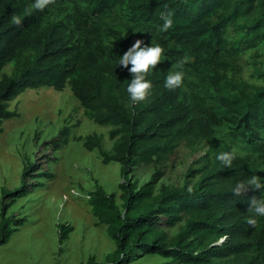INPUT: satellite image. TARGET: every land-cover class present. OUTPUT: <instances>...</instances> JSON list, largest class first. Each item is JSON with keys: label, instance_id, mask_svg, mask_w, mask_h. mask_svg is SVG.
I'll list each match as a JSON object with an SVG mask.
<instances>
[{"label": "trees", "instance_id": "1", "mask_svg": "<svg viewBox=\"0 0 264 264\" xmlns=\"http://www.w3.org/2000/svg\"><path fill=\"white\" fill-rule=\"evenodd\" d=\"M169 13L172 26L161 30ZM134 39L163 51L146 76L151 94L129 104L131 64L118 60ZM176 70L183 82L169 90L164 79ZM42 88L69 89L86 118L109 128L111 151L102 135L78 140L97 149L105 164L121 166V204L101 185L90 194L92 213L115 250L104 263L91 256L86 264H128L145 255L165 259L162 264H264V217L248 223L250 199L264 189L231 192L252 175L264 182V0H53L43 10L33 9L32 0H0V134L5 121L19 116L10 103ZM70 133L62 127L54 146ZM181 146L201 155L182 186L156 191ZM222 151L234 153L232 167L215 159ZM34 164L23 169L16 190L3 189L0 246L16 232L14 224L24 223L9 210L30 194ZM145 164L154 172L141 185L131 174ZM59 229L62 244L73 229Z\"/></svg>", "mask_w": 264, "mask_h": 264}, {"label": "rangeland", "instance_id": "2", "mask_svg": "<svg viewBox=\"0 0 264 264\" xmlns=\"http://www.w3.org/2000/svg\"><path fill=\"white\" fill-rule=\"evenodd\" d=\"M12 69L10 65L6 72L11 73ZM252 70L245 71L249 80L253 79ZM10 109L17 110L19 116L5 121L0 134V212L3 189L14 191L21 185L23 169L29 162L38 166L28 179L30 194L18 199L9 210L16 219L25 220L23 224L13 225L16 232L7 244L0 246V264H86L91 256L104 263L114 252L115 244L106 227L94 217L90 194L101 185L121 204V166L115 162L105 164L97 149L86 150L83 140L78 138L102 135L103 148L111 151L114 143L109 139V128L86 118L69 89L29 90L12 101ZM64 126L71 133L68 141L61 142L57 149L53 143L61 140L58 133ZM63 135L66 140L67 134ZM200 155L181 146L166 163L164 176L155 185L156 191L162 184L182 186L186 170ZM153 172L152 165H139L131 178L138 179L142 185ZM60 224L73 229L62 244ZM175 233L176 229L172 228L170 235ZM164 262L159 256L145 255L133 257L128 264Z\"/></svg>", "mask_w": 264, "mask_h": 264}, {"label": "clouds", "instance_id": "3", "mask_svg": "<svg viewBox=\"0 0 264 264\" xmlns=\"http://www.w3.org/2000/svg\"><path fill=\"white\" fill-rule=\"evenodd\" d=\"M53 0H32L33 9L43 10L49 6ZM16 22L20 23L19 17ZM172 26L171 14L163 16V23L160 25L161 30H168ZM143 45V46H142ZM162 47L160 44H144V41L137 39L123 55L119 56L118 65H123L132 73L130 82L127 84L126 92L128 95L129 104H135L145 100L151 93L152 82L146 78L151 69L155 68L157 63L161 61ZM177 64L183 65V60H177ZM183 71L176 70L169 73L164 79V87L169 90H174L181 86L183 82ZM215 159L219 161L224 168L232 167L235 159L234 153L230 151H222L216 154ZM256 189H264V182L257 179L256 175H252L246 179L238 180L231 187V192L234 195H242L248 187ZM249 210L254 213L248 217V223L255 225L257 217H264V196L260 198L252 197L250 199Z\"/></svg>", "mask_w": 264, "mask_h": 264}, {"label": "water", "instance_id": "4", "mask_svg": "<svg viewBox=\"0 0 264 264\" xmlns=\"http://www.w3.org/2000/svg\"><path fill=\"white\" fill-rule=\"evenodd\" d=\"M221 242H222V241H221ZM221 242H220V243H221Z\"/></svg>", "mask_w": 264, "mask_h": 264}]
</instances>
